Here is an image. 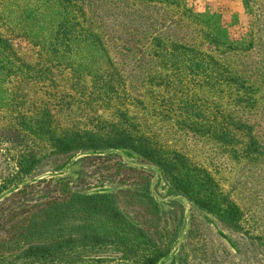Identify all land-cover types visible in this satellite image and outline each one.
<instances>
[{
  "label": "rangeland",
  "instance_id": "rangeland-1",
  "mask_svg": "<svg viewBox=\"0 0 264 264\" xmlns=\"http://www.w3.org/2000/svg\"><path fill=\"white\" fill-rule=\"evenodd\" d=\"M174 45L200 51L203 62L213 57L251 85L252 105L238 101L233 85L200 88L199 69L175 80L158 48L180 66L193 55ZM166 76L180 81L175 92L161 85ZM234 121L250 128L260 154L246 155L241 131L227 144L195 128ZM112 122L131 124L176 158L193 187L212 184L215 203L232 201L236 228L130 149L53 153L49 131L104 133ZM3 185L0 264H143L159 253L156 264H264V0H0ZM72 191L114 193L139 230L52 261L20 255V227ZM88 221L103 232L113 226L104 217Z\"/></svg>",
  "mask_w": 264,
  "mask_h": 264
},
{
  "label": "trees",
  "instance_id": "trees-1",
  "mask_svg": "<svg viewBox=\"0 0 264 264\" xmlns=\"http://www.w3.org/2000/svg\"><path fill=\"white\" fill-rule=\"evenodd\" d=\"M174 46V51L183 49L193 55L188 63L180 66L175 59H168L166 53H164L165 56L161 55L160 50L163 47L158 48L156 58H160V65L162 63L165 68L171 70V73L176 77L175 80H181L188 74L193 77L199 69L203 75L200 81L202 83L199 85L200 88L211 89L221 84L233 85L240 93L238 101L247 106L252 105L251 94L253 91L251 85L248 86L245 81L224 70L213 57L206 55L210 62H203L199 57L203 55L200 51L193 48L186 49L182 46ZM164 80L166 82L161 83V85L168 87V89L175 86L174 92L177 87H180V81H177L178 83L175 85L169 80V76H166ZM190 80L194 81L193 79ZM36 126L42 127V122L37 121ZM49 126V123H47L45 128L48 129ZM195 128L198 133H202L200 130L207 128L206 132L227 144L236 142L233 134L234 130L241 131L247 138V146L244 149L246 155L261 153V145L252 135L250 128L244 123L234 121L214 127L212 125L205 127L197 124ZM104 130H106L104 133L85 130L64 136H56L52 131H49L51 134L48 138L54 149L53 153L58 156H65L66 159L79 150L130 149L147 163L158 166L166 179L173 184V187L199 205L200 208L208 212H215L229 226H237L236 222L240 214L238 207L226 197L218 200L221 203H215L213 198L217 190L208 182L201 184L198 189L193 187L195 184L192 183L189 177L185 178L179 174L177 159L173 156L168 157L152 139L136 131L131 124L120 125L112 122L107 124ZM21 173L23 175L30 174V169ZM4 186H0V193ZM38 215L22 225L16 234L17 241L22 242V246L19 248L20 255L25 258L52 261L55 258L64 256L68 250L79 245L123 243L127 239V235L139 230L123 214L114 193L87 194L82 191H72L62 200L48 204ZM92 216L107 218L113 226L107 232H103L99 226L89 223L88 219ZM161 255L162 253H159L157 256L148 257L143 261V264H156Z\"/></svg>",
  "mask_w": 264,
  "mask_h": 264
}]
</instances>
